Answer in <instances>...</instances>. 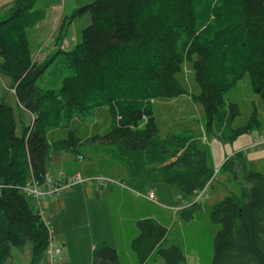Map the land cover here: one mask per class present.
<instances>
[{"label":"trees","instance_id":"obj_1","mask_svg":"<svg viewBox=\"0 0 264 264\" xmlns=\"http://www.w3.org/2000/svg\"><path fill=\"white\" fill-rule=\"evenodd\" d=\"M50 4L14 0L8 16L0 19V73L12 79L18 106L33 116L18 134L14 108L0 96V264H8L12 249L27 246L29 264H44L47 258L50 227L25 187L46 180L50 129L108 107L109 131L84 139L70 131L57 149L78 153L104 144L138 156L141 163L147 154L149 159L173 154L164 168L175 190L168 189L162 198L177 205L212 179L213 154L201 141L177 136L169 139L174 148L169 153L159 136L153 100L189 95L205 109L207 132L218 129L223 142L262 127L257 110L246 125L234 127L240 106L225 93L249 75L264 99V0H93L75 11L90 17L81 41L71 49L57 47L39 62L28 31L45 19ZM187 61L198 93L179 79ZM53 63L60 64V72L48 78ZM230 161L239 166L233 175L241 194L230 193L208 209L220 225L212 264H264V172L248 168L241 151L221 168ZM198 202L182 205L186 220L195 218ZM137 226L132 248L141 263L157 253L165 264H188L180 245H165L168 229L157 217L139 218ZM92 251L91 264H122L109 240L96 242Z\"/></svg>","mask_w":264,"mask_h":264},{"label":"rangeland","instance_id":"obj_2","mask_svg":"<svg viewBox=\"0 0 264 264\" xmlns=\"http://www.w3.org/2000/svg\"><path fill=\"white\" fill-rule=\"evenodd\" d=\"M41 1H49L51 4L46 9L45 19L29 29L28 35L33 58L45 62L54 55L57 47L71 49L81 41V31L90 23V17L77 16L75 11L79 6L93 0ZM13 4L14 0H0V19L8 16ZM2 61L0 55V64ZM59 65L53 63L46 77H56L60 72ZM179 79L189 91L200 92L190 62H185ZM12 84L10 77L0 73V96L13 106L18 122L17 133L21 134V124H30L33 116L18 106ZM225 97L236 101L240 106V115L234 127L246 125L257 110L261 129H264V99L254 91L249 75L228 90ZM153 106L159 136L170 150L169 153H174L169 142L172 136L197 139L212 150V141L219 138V130L207 132V116L202 104L193 101L189 95H181L155 99ZM111 126L108 107H101L90 116L75 118L69 126L63 124L49 130L52 154L47 162L46 180L38 188L54 190L67 177L76 179L77 173L89 179L78 187H64L58 192L41 197L40 203L35 197L38 208L41 207L45 213L54 243L62 248V253L55 254V257L49 256L47 251L44 264H91L93 247L102 239L109 240L117 247L122 264H165L164 258L157 253L141 263L132 248V240L139 234L137 220L145 216L157 217L167 226L165 245H180L188 264H212L214 239L220 225L211 220L208 209L230 193L241 194L238 181L233 175L239 166L230 161L223 168H216L213 158L215 172L206 185L207 193L202 194L198 200L195 218L186 220L182 215V205L189 206L194 203L198 192L183 200L181 206L171 205L169 200L162 198L163 194L168 193V189H174V185L171 189L166 182L168 175L164 168L175 158L173 154L166 159H149L147 154L146 161L141 163L137 162L138 156L104 144L82 147L78 153L57 149L70 131L84 139L103 135ZM257 129L255 133H258ZM246 160L250 169H264L262 166H252L247 158ZM134 178L139 179V184H134ZM150 191L155 192V199L148 196ZM30 258V246L23 251L14 248L8 264H29Z\"/></svg>","mask_w":264,"mask_h":264},{"label":"crops","instance_id":"obj_3","mask_svg":"<svg viewBox=\"0 0 264 264\" xmlns=\"http://www.w3.org/2000/svg\"><path fill=\"white\" fill-rule=\"evenodd\" d=\"M257 130H259L258 133L253 130L241 134L232 142H223L214 138L211 146L215 167L219 168L229 157L239 151L245 154V160L247 158L252 166L264 167V129L258 128ZM246 165L248 166L247 162ZM258 171L264 172V169ZM65 181L66 179L63 182ZM45 187L47 188V185Z\"/></svg>","mask_w":264,"mask_h":264},{"label":"built area","instance_id":"obj_4","mask_svg":"<svg viewBox=\"0 0 264 264\" xmlns=\"http://www.w3.org/2000/svg\"><path fill=\"white\" fill-rule=\"evenodd\" d=\"M77 177L76 179H70L68 178L67 181L63 182V183H60L58 184L54 190H41L38 188V184L35 183L33 185H30V186H26L25 187V190L29 193V194H33L34 197L37 198V201H39L40 203V198L41 197H45L47 195H51L53 194L54 192H58L60 191L62 188L64 187H68V186H72L73 184L75 183H78V182H84V181H87L89 178L87 177H84L81 173H77ZM206 189H207V186L201 190L202 193L200 194V192H198V196L196 197V199H194L193 202H196L200 199L201 195L204 194V193H207L206 192ZM148 196L151 198V199H155V192L154 191H150V193L148 194ZM39 210H40V213L41 215L43 216V218L45 219V213L44 211L41 209V207H39ZM45 221L47 222V220L45 219ZM48 224V222H47ZM49 225V224H48ZM48 253H49V256L51 257H55V254H58L60 255L62 253V248L59 247L58 245H56L52 239V237L50 238V245H49V249H48Z\"/></svg>","mask_w":264,"mask_h":264}]
</instances>
